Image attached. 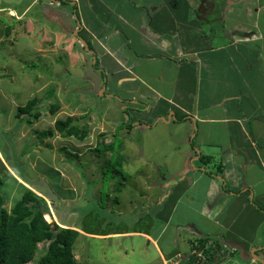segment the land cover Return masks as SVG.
<instances>
[{"label": "rangeland", "instance_id": "rangeland-1", "mask_svg": "<svg viewBox=\"0 0 264 264\" xmlns=\"http://www.w3.org/2000/svg\"><path fill=\"white\" fill-rule=\"evenodd\" d=\"M120 1H111L110 4L121 9ZM133 1L139 7L147 4L150 8L156 7L148 19L151 21L153 18L154 29L167 32L168 37L180 39V32L186 28V46L199 45L200 39H204L201 31L208 33L214 45L234 42L235 39L239 41L238 36L243 38L249 35L248 39L253 41L251 50L243 55L233 52V61L242 65L239 66L241 76L246 75L248 80L256 81L257 70L247 65L252 66L260 61L264 63V0H171V5L162 0ZM202 6L203 11L199 9ZM1 8L4 7L0 6V161L5 170L2 175L6 183L0 186V193L6 195L9 209L23 195L25 188L42 196L49 209L45 215L49 222L56 221L62 227L81 231L82 236L74 247L76 264H90L91 261L95 264H173L181 258V254L177 258L168 257L175 248L187 252L191 240L229 234L222 220L234 218L232 215L237 209L230 210V216L227 213L218 215L217 202H213L216 212L208 205L212 183L209 178L220 177L216 164L207 165V170L211 172H203L198 178L202 179L200 184L194 187L191 186L192 178L189 181H184L180 176L177 178L180 168L194 167V171H197V166L202 164L201 159L193 162L191 158L192 145H198L197 140L193 141L194 135H188L185 127L175 122L169 127L155 123L158 119L149 124L139 118L138 121L142 120L145 125L142 127V123L134 120L131 110L139 104L136 99L131 101L130 106L127 103L129 107L124 113L125 106L121 104L124 102L119 100L124 94L118 89V74L113 69L118 61L105 58L103 52L106 49L101 51L99 48L101 44H107L111 49L120 45L125 48L123 52L130 53L128 55L133 52L141 57L154 52L137 46L132 37H126L131 30L130 25L139 26L145 12L140 10L142 14L135 19L132 16L130 24L125 16L118 18L120 13L114 18L102 17L103 11H99V8L96 13H89L94 15L87 20V23L90 21L87 27L90 33L85 34V28L83 33L79 32L83 38L87 36L84 39L92 48L89 51H94L88 53L76 31L64 29L63 19L69 11L63 12L62 19L56 13V6L42 8L46 18L57 24L51 30L46 27L45 16L42 17V25L34 22L32 17L36 16L37 8L31 11L32 17L22 20ZM200 19L207 24L200 25ZM7 26L12 28L10 34L6 33ZM109 28L111 30L108 32ZM115 30L121 32L120 35H113ZM217 55L212 57L213 70L202 76L203 86L220 81L217 76L220 59ZM94 57L97 66L94 65ZM186 58L191 59V56ZM141 61L145 62L143 59ZM189 61L179 59L180 64H184V72L177 67L162 65V62H151L137 70L148 69L150 74H161L163 69L159 67H165L164 73L167 75H181L179 79L187 92L189 81L185 79L189 77L187 79L194 87L199 72L194 75L196 78L193 81L197 64L193 61L189 64ZM119 66L121 70L129 68L126 63L120 62ZM259 69L264 73V64ZM127 86V89L126 85L122 87L124 91L135 88L134 82ZM175 87L180 92V87ZM52 89L54 94L49 98ZM33 97L39 99L37 109L42 116L36 120L28 115L18 117V107L25 106ZM205 100L208 99L204 97L199 102L207 103ZM51 103H58L61 107L54 116L49 113ZM143 105L141 116H146L143 113L147 104ZM160 107H163V103L152 109L148 117L157 115ZM66 116H76L88 125L91 133L86 140L62 138L59 134L46 140L38 138V131L53 127L56 119ZM180 119L177 117V122ZM156 124L158 127L166 126L163 133L167 130L168 141L162 139L160 142L158 138L154 141L156 129L153 130L155 132L151 129ZM186 128L190 129L189 124ZM116 137V157L112 158L111 151L99 148V145L102 142L108 145ZM187 145L191 152L186 150ZM193 146L199 152L198 146ZM209 147L202 145L204 150ZM202 152L214 154L212 150ZM117 157H123V166L116 162ZM260 173L264 176L262 169ZM165 177L168 178V185L171 184L169 188L166 187ZM260 180L264 182V177ZM171 181L178 184L174 186ZM116 186L121 191L116 192ZM250 202L255 204V201ZM252 208L255 207L252 205ZM249 212L253 214L254 210ZM94 214L101 226L94 225ZM86 221L92 225L88 226L92 227L89 229L92 231L126 228L127 232L92 236L83 230ZM237 223L240 227L257 225L250 221L247 212L241 214ZM259 230L263 231V227ZM46 248L47 243H40L39 253H44ZM239 249L236 254L238 259L232 264L251 262L253 253L242 245ZM89 256L92 259L89 260ZM256 256H262L261 251Z\"/></svg>", "mask_w": 264, "mask_h": 264}, {"label": "crops", "instance_id": "crops-1", "mask_svg": "<svg viewBox=\"0 0 264 264\" xmlns=\"http://www.w3.org/2000/svg\"><path fill=\"white\" fill-rule=\"evenodd\" d=\"M61 1L62 0H24L20 7L13 6L9 9L14 12L17 18L25 19L32 17V15H30L31 11H33L34 8H37L36 16L32 17L34 22L42 25L41 20L42 17L45 16V19L47 20L46 27L51 30L54 26H57V24L46 18L42 8H53L56 6V13L62 19V16L64 15L63 12L65 13L66 11H69L63 19V26L64 29L67 28L76 31V35L79 34V31H84V28L85 34L88 35L90 33L87 28L90 21L87 23V20L94 16L89 13H96L97 8H99V11H103L101 16H105L106 18H114L120 13L118 18H121L120 15L122 17L125 16V18L128 19V24H130L132 16H134L135 19L136 16L145 12V14L143 13L144 15L140 25L136 26L131 24V30L129 33H125L127 34L126 37L130 36L134 39L137 46H144L147 50H154V52L142 55L141 57L139 54L136 56L133 52H131V55H128L130 53L127 54V52H123L125 48L120 47V45L118 47L115 46L113 49L107 44H101V46H99L101 51L106 49L103 52L105 58H109L112 62L118 61V63H115L117 67L112 68L118 74V80L120 83V88L118 89L124 94L121 96L128 102L129 106L130 104L132 105L131 101L136 99L140 104V107L138 104L136 108H140V111H142L141 107H144L143 103L147 104V108L144 110L145 113H143L146 114V116H141L142 112H138V110H135L136 108L134 109L133 113L136 117L135 120L138 121L139 118H141L151 124L158 119L155 123H162V125L165 124L169 127L171 123L175 122L181 127H185L184 130L188 135H194L193 141L196 139L198 145H193L198 146L197 149L200 153L206 150L213 151V155L202 152L206 155L205 157H211L212 162H208L206 158L202 160V164L197 166V169L202 170V173L201 171H199V175H197L196 171L192 173L193 184L191 186L194 187L195 184H200L202 179L198 180V178L204 174L203 172H205V170H207L206 166L215 163L218 167L217 175L220 177L216 176L215 178H209V181L212 183L209 190L210 199L208 200V205L215 211L213 202L216 201L218 196L225 195L223 188L227 186L237 193L243 191L242 193L233 196V199H228V203L233 202V205L227 210L222 211V213H227L230 216L232 214L229 213L230 210L234 211V209H237V212H234L232 215L234 218L231 219L228 217L223 219L222 223L225 226L224 229L229 232L227 235L229 239L237 240L239 243H242L241 245L243 247L246 246L247 249L258 248V251H261L262 257H264V182L260 180L264 177L263 175L261 176L260 173L261 169L264 171V73L259 69L262 68L264 63L263 61H260L259 63L252 64V66L247 65L251 69L257 70V79L256 81H252L248 80L246 75L241 76L239 66L242 65L235 64V61H233L235 59L233 52H235V54L243 55L246 51L251 50L252 46H250V44L253 41L248 39L250 36L246 35L243 38L238 36L237 38L239 41L235 39L234 42L229 43L222 42L214 45L213 41H207V45L205 42H202L199 45L192 44L186 46V39L188 37V33H185V31H187L186 28H183L184 35L183 32H180V39L168 37L167 32H160L154 29V19L152 18L150 21L148 15H150L154 9L156 11L155 6V8L151 7L152 9L148 7L149 4L141 5L139 7V5L135 4V1L133 0H68L69 4H63ZM111 1H120L121 9L111 6ZM122 1H124V6L122 5ZM162 1L163 3H169L171 5V0ZM0 6H2V3ZM89 6H91V9H88ZM92 10L94 11L92 12ZM175 11L177 12V10ZM70 20L73 22L70 23ZM44 27L45 25L42 29H44ZM110 30L111 29L109 28L108 32ZM120 33L121 32L115 30L113 35H120ZM84 38L87 39V36H84ZM77 43L80 42L77 40ZM71 44H74V46L76 45L74 42H71ZM212 44L217 46L218 49ZM188 47L189 49L187 51ZM216 54H218L217 57L220 59V61H218V70H220V72H217L220 81L215 84L203 86L202 76L209 74L213 70L214 58L212 59V57ZM155 55L157 56L153 58L151 57ZM160 55H163L164 57ZM188 55L191 56L190 61L197 64L196 66L194 65L196 72L193 73V81L197 76L195 81L197 83L192 87V84L190 85L191 81L187 79L189 78L187 77L185 79V81H189V89L187 92L186 87L179 79V76L181 75L178 74V77H175L174 75L169 76L164 73L165 67H159L163 69L161 74H150L148 69L137 70V68H144L151 62H162V65L181 69L182 67L177 66L175 60L177 58L178 60L179 58L181 59L182 56L187 57ZM169 57L173 58L174 62ZM142 59L145 60V62L141 61ZM120 62L122 64H128L129 68L121 70V67L119 66ZM197 71H199L198 75L196 74ZM236 72L238 74H235ZM261 73L262 75L260 77L259 75ZM195 74L196 76L194 77ZM132 82H134L135 88L124 91L122 87L126 85L127 89V85ZM175 86L180 87V92H182H178ZM113 92L116 93L115 91ZM182 93L185 94L181 96ZM204 97L208 99L205 100L207 103L201 104L199 100L204 99ZM159 103H163V107L158 109L157 114L167 117L168 121L159 119L156 115H154L153 118L152 116L148 117V114L152 113ZM121 104L122 106L126 105L125 103ZM177 117L181 118L178 122L175 121V118ZM138 122L142 123V120ZM188 124L190 129L186 128L188 127ZM140 125L145 127L143 123ZM166 126H153L151 130L153 131L156 129V132L153 131L155 132L154 141L155 138L160 139V142L162 139L168 141L169 136L167 137L166 135L168 134L167 130L163 133ZM181 141L182 140H180V142ZM193 145L192 148H195ZM202 145L210 147L204 150L202 149ZM186 150L191 152L189 145H187ZM192 160L194 162L197 158L194 157ZM194 164L195 163H193V165ZM191 169L194 170V167ZM197 169L195 168V170ZM182 170L183 168H181V170L179 169L177 173H180ZM222 177L224 179H221ZM189 180L190 179L188 178L185 181ZM221 180H223V182ZM251 196L256 203L263 207V210L257 208L250 202L249 198ZM216 202L218 205L219 202ZM252 205L255 207L254 209L252 208ZM219 209L220 208H218L217 211ZM249 210H254L255 214L250 213ZM243 212H247L250 221L256 222L257 225H250L249 227L244 225H242V227L238 226L237 221ZM261 226L263 227V231L259 230ZM232 230L235 232H232ZM174 251L182 252L179 248H175Z\"/></svg>", "mask_w": 264, "mask_h": 264}, {"label": "trees", "instance_id": "trees-1", "mask_svg": "<svg viewBox=\"0 0 264 264\" xmlns=\"http://www.w3.org/2000/svg\"><path fill=\"white\" fill-rule=\"evenodd\" d=\"M62 1L66 4L69 2L68 0ZM11 29L10 26H7L6 33L10 34ZM202 37H204V39H200V43L205 42L206 40L211 42L208 33L204 32ZM183 58L185 62L188 61L185 57ZM190 62L191 61H189V64ZM94 65L97 66V62H95ZM176 65L181 66L182 68L180 71L184 72V64L181 65L179 62L176 63ZM53 94L54 89L49 92V98H52ZM38 104V97L29 99L25 106L18 107L17 116L22 117L28 115L35 120L39 119L42 114L40 110L37 109ZM60 108V104L51 103L49 108L50 115H56ZM125 110L126 109H124V113H126ZM131 110L134 111L132 108ZM138 112L141 111L138 110ZM135 119L136 117L134 115V120ZM90 133L91 131L88 125L76 116H66L64 118L56 119L53 127L37 132L38 138L41 140L53 138L56 134H59L62 138H75L79 141L87 139ZM116 140L117 137L108 145L102 142L99 145V148L102 147L106 151H111L112 158H114L116 155L114 149L116 146ZM123 161V157H117L116 162L120 166H123ZM3 171L5 170L0 161V186L6 183L5 178L2 175ZM9 176H11V174H9ZM115 191L119 192L121 191V188L116 186ZM6 199V195L0 193V264H76L74 247L78 238L82 236L81 231L71 227H62L56 221L49 222L45 217L46 213L49 212V209L44 198L31 189L25 188L23 195L13 202L10 209L6 206ZM255 205L257 208L263 210V207L256 203V201ZM93 221L95 226H101L102 224L97 223L95 214ZM88 224L89 221H86V224H83V230L92 236L110 235L117 231L127 232L126 228L115 231H92L89 230L92 229V227H88L92 225ZM208 240L209 239L204 238L201 239L200 242L205 244ZM40 243H47V248L42 254L38 251ZM88 258L89 260L92 259L90 256ZM92 263L95 264L94 261L90 262V264Z\"/></svg>", "mask_w": 264, "mask_h": 264}, {"label": "clouds", "instance_id": "clouds-1", "mask_svg": "<svg viewBox=\"0 0 264 264\" xmlns=\"http://www.w3.org/2000/svg\"><path fill=\"white\" fill-rule=\"evenodd\" d=\"M0 2H2L1 0H0ZM54 3V2H53ZM64 4V3H63ZM66 4V3H65ZM2 6H4L5 8L4 9H2L3 11H7V12H9V13H11V16L12 17H14L15 16V14H14V12L12 11V10H10L9 8L10 7H13V6H9V5H5V4H3ZM79 32H81V31H79ZM83 32V31H82ZM78 37H79V40L82 42V45H83V47H86L87 48V50H88V53H94V51H89V47H87L86 45H84V43H83V41L81 40V39H84L83 37H82V35L79 33L78 34ZM85 40V39H84ZM86 41V40H85ZM86 43H87V41H86ZM87 45H88V43H87ZM80 48L82 49V46H81V44H80ZM95 58V57H94ZM95 60H96V62H97V59L95 58ZM95 64V63H94ZM122 100V102H124L126 105H125V108H123V111H124V109H126L127 107H129L128 105H127V101L125 100V99H123V98H119V100ZM123 107V106H122ZM137 109V108H136ZM173 111V110H172ZM159 119H163V120H166V121H168V118L167 117H163L162 115H160V114H157L156 115ZM156 117V118H157ZM175 121H177L176 120V118H175ZM158 122V121H157ZM86 140V139H85ZM193 150H194V153L193 152H191V154H192V156L193 157H191V158H194V157H196V156H198V157H196L197 158V160L198 159H201V161L204 159V158H206V160L208 161V162H212V158L211 157H205L206 155H204L202 152L200 153V152H197V151H195V149L193 148ZM203 165H206V164H203ZM207 167V166H206ZM180 170H181V168H180ZM199 171H201V173H202V170H199ZM194 172V170H192L191 168H186V166H184V168H183V170L179 173V174H177V178L180 176V177H182V179L185 181L186 179H190V178H192V176H193V173ZM197 172V171H196ZM209 172H211V171H208V170H205V173H209ZM166 178V177H165ZM164 179V178H163ZM221 179H224L223 177L221 178ZM178 180H180V179H178ZM176 181H177V179H176ZM176 181H171V182H173V185L175 186V185H177L178 184V182H176ZM222 182H223V180H221ZM180 182V181H179ZM165 184H166V187L167 188H169V185H171V184H169L168 185V178H166L165 179ZM224 185H225V183H224ZM225 187V186H224ZM223 190H224V194L225 195H223V196H218L217 198H216V201H218L219 203H218V205H217V207L218 208H220L217 212H216V214H218V215H220V214H222V211H224V210H227L229 207H231L232 205H233V202H230V203H228V199H233V196H235V195H238V194H240V193H242L243 191H240L239 193H237V192H235V191H232L231 189H230V187H225V188H223ZM249 200L250 201H253L254 202V199H252V196L249 198ZM255 205V204H254ZM256 206V205H255ZM241 216V215H240ZM145 233L146 235H149V236H152V235H150L149 233H146V232H143V231H140V233ZM201 235V234H200ZM204 238H207V239H209L205 244H202L201 242H200V240L201 239H204ZM218 242V243H217ZM189 244L191 245V247H190V249H188L187 250V252H176V251H173L172 253H171V255L170 256H168V257H171V258H177L180 254H181V258L180 259H182L183 260V262H182V264H191L190 263V261L191 260H193L194 259V257L196 256V252H198L200 249L201 250H203V251H205V252H207L206 250H208V252L210 253V252H212V250H214V249H222L223 250V252H222V254H221V256L224 258V259H228L229 257H230V264H232L233 262H235L238 258L236 257V254L240 251V249H239V246L242 244V243H239L237 240H235V239H229L228 237H227V234H222V235H219V234H217L216 236H213V237H199V238H197V239H195V240H191L190 242H189ZM246 247V246H245ZM245 247H243L244 249H246L248 252H252L253 253V255H254V258H252V260H251V262H243V264H262L260 261H257V259L255 258V256L257 255V253H258V248H255V250H254V248H251V249H247V247L245 248ZM264 250V249H263ZM208 252H207V254H208ZM256 257H258V256H256ZM260 258H262V259H264V257H262V256H259ZM179 259V258H178Z\"/></svg>", "mask_w": 264, "mask_h": 264}, {"label": "built area", "instance_id": "built-area-1", "mask_svg": "<svg viewBox=\"0 0 264 264\" xmlns=\"http://www.w3.org/2000/svg\"><path fill=\"white\" fill-rule=\"evenodd\" d=\"M208 252V250H206ZM207 252L203 250H199L196 252V256L193 260L190 261L191 264H230V257L228 259H224L221 254L223 250L221 249H214L212 252ZM183 260L178 259L173 264H182Z\"/></svg>", "mask_w": 264, "mask_h": 264}, {"label": "water", "instance_id": "water-1", "mask_svg": "<svg viewBox=\"0 0 264 264\" xmlns=\"http://www.w3.org/2000/svg\"><path fill=\"white\" fill-rule=\"evenodd\" d=\"M1 1H2V4H5V5L20 7L24 0H1ZM81 40L83 41L84 45L87 46L86 41L84 39H81ZM255 258L257 259V261H260L262 264H264V259L260 257H256V256Z\"/></svg>", "mask_w": 264, "mask_h": 264}, {"label": "flooded vegetation", "instance_id": "flooded-vegetation-1", "mask_svg": "<svg viewBox=\"0 0 264 264\" xmlns=\"http://www.w3.org/2000/svg\"><path fill=\"white\" fill-rule=\"evenodd\" d=\"M61 2H63V1H61ZM64 3V2H63ZM65 4V3H64ZM68 4H69V2H68ZM199 7H200V5H199ZM189 8H190V5H189ZM201 11H203V9H204V7L202 6L201 8H199ZM193 14V13H192ZM77 18V17H76ZM199 22V24L201 25V24H205V21H204V19H200V20H198ZM198 24V25H199ZM82 33V32H81ZM80 33V34H81ZM156 33V32H155ZM202 33V36L204 35V32H201ZM178 41V40H177ZM183 53V52H182ZM182 55V54H181ZM157 55H155L154 57H156ZM160 56H162V57H164L163 55H160ZM183 57H185V56H182L181 58H183ZM152 58H153V56H152ZM171 60H173L174 61V59L173 58H171V57H169ZM186 58V57H185ZM180 59V58H179ZM187 60H191V59H189V58H186ZM176 61V63H179V60H178V58L175 60ZM107 86V85H106ZM145 107V106H144ZM144 107H141V109H144ZM137 110H139V109H137Z\"/></svg>", "mask_w": 264, "mask_h": 264}]
</instances>
